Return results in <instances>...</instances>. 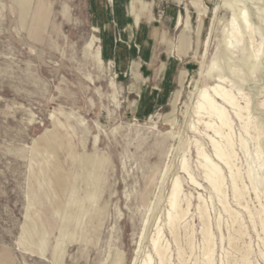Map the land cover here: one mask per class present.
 <instances>
[{"label": "rangeland", "instance_id": "rangeland-1", "mask_svg": "<svg viewBox=\"0 0 264 264\" xmlns=\"http://www.w3.org/2000/svg\"><path fill=\"white\" fill-rule=\"evenodd\" d=\"M105 2L112 35L93 29L92 0H0V264H160L162 234L170 264H203L200 194L214 264H264V0H119L125 23ZM233 15L240 44L226 37ZM223 79L242 118L214 94ZM204 88L229 115L224 135L196 111ZM211 137L234 142V168ZM197 145L222 170L229 211ZM177 179L191 205L176 241Z\"/></svg>", "mask_w": 264, "mask_h": 264}, {"label": "bare ground", "instance_id": "bare-ground-1", "mask_svg": "<svg viewBox=\"0 0 264 264\" xmlns=\"http://www.w3.org/2000/svg\"><path fill=\"white\" fill-rule=\"evenodd\" d=\"M94 1V0H93ZM110 2H112V0H110ZM224 4V3H223ZM66 8V7H65ZM121 8V7H120ZM199 9V8H198ZM216 12L218 13V9H219V6H217L216 8ZM118 10V9H117ZM244 11H241V13L243 12V17L244 20L248 18V16L250 15L249 14V9L248 8H244L243 9ZM66 12V9H64V13ZM235 13V12H234ZM215 14V13H214ZM96 15V14H95ZM235 15V14H234ZM234 15L232 16L231 20H230V28H226L227 31H226V37H228V39H230L229 41L232 42L233 44H240V42L242 41V35L240 33V30H239V26H237V24L235 23L234 19L236 17H234ZM242 15V14H241ZM181 17V16H180ZM251 17V16H250ZM101 18V17H100ZM241 18V17H240ZM250 19V18H249ZM243 20V21H244ZM180 21V20H179ZM250 21V20H249ZM100 22V21H98ZM238 23V22H237ZM243 22L241 21V24ZM247 23V22H246ZM96 24V23H95ZM98 24V23H97ZM240 24V25H241ZM141 25V24H140ZM139 25V26H140ZM254 26V25H253ZM241 28V27H240ZM247 28V34L250 35V37L253 39L254 37V32H253V28L252 26L249 24L246 26ZM94 30H97L98 27L94 26L93 27ZM225 29V30H226ZM244 29V28H243ZM224 30V31H225ZM246 30V29H244ZM256 31V30H255ZM145 33V32H144ZM243 35L244 32H243ZM92 36V35H91ZM224 36H225V32H224ZM94 38V36H93ZM225 38V37H224ZM92 39V37H91ZM209 39V38H208ZM227 39V38H226ZM98 40L99 39H96L95 41L97 42L98 44ZM90 41V39L88 40V42ZM146 41V40H145ZM227 42V40H225ZM228 41V42H229ZM225 42V43H226ZM103 44V43H102ZM254 44V42H253ZM230 45V44H229ZM252 45V44H251ZM255 45V44H254ZM206 46H208V42L206 44ZM259 46H260V43H259ZM235 47V46H233ZM257 47V46H256ZM150 48V47H149ZM207 48V47H206ZM232 48V47H231ZM147 50V49H146ZM256 50V49H255ZM257 53L260 52V47L257 49L256 51ZM143 54V53H142ZM144 57V56H143ZM255 57V56H253ZM257 58V57H256ZM254 59V58H253ZM255 61V60H254ZM221 78V77H219ZM226 79V78H225ZM226 80H218L219 84L215 85L212 87L213 91H214V94L217 98L219 99H222L224 102L232 105L234 108H235V115L238 117V118H242V112H243V107L239 106L237 103H236V99L235 97L232 95V90L230 88H228L227 86H224L223 83L225 82ZM244 100V98H243ZM197 112L201 111V110H205V112L209 115V116H214L217 118L218 120V123L215 125L213 123H207V127L208 128H214L213 131H216V133H220L219 135L223 134V130L222 128L227 127L230 128L231 127V121L229 119V115L228 113L226 112V109L225 107H223L222 105H218L216 103V100H215V97H213L207 90V88H204L200 91L199 93V97H198V102H197ZM247 110V109H246ZM204 112V111H203ZM247 114H249V110L247 112ZM199 115V114H198ZM202 116V115H201ZM251 116V115H249ZM244 118V117H243ZM245 118H248V117H245ZM250 119V117L248 118V120ZM239 120V119H238ZM251 121V120H250ZM256 121V120H255ZM242 122V121H241ZM248 124H249V121H246L245 124H244V127L246 129H248ZM256 126V125H255ZM232 129V128H231ZM212 131V130H211ZM258 130H256V133H257ZM259 132V131H258ZM234 133V132H233ZM260 133V132H259ZM228 134V133H227ZM208 135V134H207ZM216 135V134H215ZM224 135V134H223ZM249 135V133H248ZM260 135V134H259ZM262 135V134H261ZM209 136V135H208ZM230 136V135H229ZM258 136V135H257ZM220 137H223V136H220ZM227 138V137H225ZM224 138V139H225ZM231 138V136H230ZM232 139V138H231ZM241 139V138H240ZM212 140V141H211ZM211 142L213 143V148H214V153H215V156L218 158V160H220L221 162H223L226 166H228V168L230 167H233L232 166V161L231 160V157H230V147H231V141L229 140V138H227V147L226 148H222L220 143L217 142V140H215L214 138L211 137ZM226 140V139H225ZM257 140V139H256ZM260 140V139H259ZM234 143V142H233ZM243 143V142H242ZM197 144V143H196ZM244 144V143H243ZM258 145H259V142H258ZM232 146H234L232 144ZM258 147V146H257ZM245 148V146H244ZM259 148V147H258ZM247 149V148H246ZM233 151V149H232ZM235 151V150H234ZM236 152V151H235ZM234 153V152H233ZM232 153V154H233ZM197 156L199 158V163L201 165V168L203 169V173H204V179L208 182V184L210 185V187L216 192V194H218L221 202L223 203V206L224 208L229 211V208L227 206V203L228 201L226 202V191L223 189V184L224 183V177L222 175V170L220 168V166L216 163V161L210 156L208 155L202 147H200L199 145H197ZM236 156V155H235ZM257 156V155H256ZM233 157V156H232ZM259 157V156H258ZM236 159V158H235ZM236 161V160H235ZM261 160L259 159V162ZM235 164V163H233ZM182 168L184 169V171L186 173H188L190 179H191V182L194 183V184H197V181L195 179V177L192 175V172L190 170V166L189 164L187 163V161L184 159L183 160V163H182ZM234 168V167H233ZM249 168V167H248ZM250 169V168H249ZM233 170V169H232ZM230 172V171H229ZM247 174H248V171H246ZM236 174L237 171H236ZM231 176V175H230ZM236 176V175H235ZM251 176H252V173H251ZM239 177V176H238ZM240 178V177H239ZM249 178V177H248ZM252 182V181H251ZM200 186V185H199ZM243 186V185H242ZM247 186V185H245ZM226 188V187H225ZM240 189V188H239ZM237 185L234 183V186H233V196L235 199H239L240 196H241V193L239 191ZM255 189V188H254ZM244 190V189H243ZM253 190V189H252ZM253 191H256V190H253ZM250 192V191H249ZM257 192V191H256ZM244 193V192H243ZM257 194V193H256ZM201 195V194H200ZM199 195L198 197V204H197V211H198V214H199V217L202 221V224H203V234H204V237L205 239H207L208 241V245L207 247L204 248L205 250V262L203 264H214V249L215 247L213 248V245H211L213 242V240L211 241V239H213L211 237V231L210 229L207 227V224L209 222V214L207 213V206L204 204L203 202V199L202 197ZM258 195V194H257ZM255 196V195H254ZM228 197V196H227ZM262 197V196H261ZM260 198V197H259ZM219 200V201H220ZM258 200V199H257ZM262 200V199H261ZM235 201V200H234ZM243 201V200H242ZM185 202V203H184ZM220 202V203H221ZM241 202V201H240ZM169 203H170V209H169V212H168V225L170 226V228L173 230V234H174V239L177 241L178 240V234L176 232V229L177 227L180 225H185L186 227L189 226L185 223H183L184 219H186V216L188 215V211H189V207L191 205L190 203V200L188 199V196H187V193H185L182 189V185L179 181V179H177L175 182H174V185H173V188H172V192H171V195H170V199H169ZM244 203V202H243ZM248 206V205H247ZM260 209V208H259ZM264 209V206L263 208ZM225 210V211H226ZM245 210V209H244ZM232 211V210H231ZM263 211V210H262ZM261 212V211H260ZM233 213V212H232ZM231 213L230 216H232L233 214ZM229 214V212H228ZM235 214V213H234ZM263 214V213H262ZM235 216V215H234ZM233 216V217H234ZM260 216V215H259ZM264 216V215H263ZM262 216V217H263ZM237 217V216H235ZM253 217V216H252ZM231 219V217H230ZM264 219V218H263ZM235 220V219H234ZM233 220V221H234ZM238 220V219H237ZM264 221V220H263ZM188 222V221H187ZM236 222V221H235ZM237 223V222H236ZM235 223V224H236ZM201 224V225H202ZM234 224V225H235ZM238 225V224H237ZM227 226V225H226ZM184 227V228H186ZM219 227V226H218ZM190 228V227H189ZM246 228V227H245ZM170 229V230H171ZM180 229V228H178ZM177 229V230H178ZM243 229V228H242ZM188 230V229H187ZM230 230V229H229ZM248 230V229H247ZM255 230V229H254ZM264 230V229H263ZM163 231V230H162ZM160 231V232H162ZM236 231V230H235ZM178 232H180L178 230ZM188 232V231H187ZM163 233V232H162ZM160 233V234H162ZM181 234V233H180ZM186 234V233H185ZM163 235V234H162ZM160 235V236H162ZM193 235V234H192ZM160 236L155 238L154 240H152L153 242V245H154V250L156 252V254L158 255V258L160 259V264H170V262L168 261V256H167V252L169 250L170 247H168V245H163V244H160ZM182 236V235H181ZM230 236V235H229ZM246 236V235H245ZM203 237V238H204ZM222 238V236H221ZM233 238V237H232ZM231 239V238H230ZM244 239V238H243ZM230 241V240H229ZM232 241V240H231ZM167 242V241H166ZM212 242V243H211ZM223 242V241H222ZM185 243V242H184ZM211 243V244H210ZM167 244V243H166ZM190 244V243H189ZM214 244V243H213ZM188 245V244H187ZM240 245V244H239ZM170 246V245H169ZM183 246V245H182ZM232 246V245H231ZM251 247V246H250ZM188 248V247H187ZM141 250V249H140ZM181 250V249H179ZM193 250V249H192ZM249 250V249H247ZM238 251V250H237ZM140 252V251H139ZM189 252V251H188ZM193 252V251H192ZM191 252V253H192ZM199 253V252H198ZM246 253V252H245ZM169 254V253H168ZM178 254V253H177ZM232 254V253H231ZM184 255V254H183ZM203 255V256H204ZM150 256V255H149ZM181 256V255H180ZM234 257V256H233ZM248 257V256H247ZM184 258V257H183ZM227 259V258H226ZM245 259V257H244ZM153 260V259H152ZM186 260V259H184ZM172 261V260H171ZM198 261V260H197ZM231 261V260H230ZM229 261V262H230ZM242 261V260H241ZM244 261V260H243ZM184 262V261H183ZM182 262V263H183ZM154 263V261L152 262ZM151 263V257H149L147 259V261H145V264H152ZM237 264V263H236Z\"/></svg>", "mask_w": 264, "mask_h": 264}, {"label": "crops", "instance_id": "crops-1", "mask_svg": "<svg viewBox=\"0 0 264 264\" xmlns=\"http://www.w3.org/2000/svg\"><path fill=\"white\" fill-rule=\"evenodd\" d=\"M179 2L180 0H176L177 4ZM92 6H94L95 9L93 8L91 20L93 22V25L96 23L94 26L98 27V32H101V34L103 35L114 34L113 21L109 18L107 14V3L105 2V0H94V1L92 0ZM119 8H120L119 0H112L111 9H112L115 19H118L122 23H125L126 19H125L124 13L120 12ZM176 20H177L176 25L179 26V18L177 16H176ZM136 23H138L137 20H136ZM116 49H121V48L117 46L116 48H114V50Z\"/></svg>", "mask_w": 264, "mask_h": 264}]
</instances>
